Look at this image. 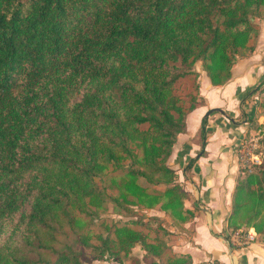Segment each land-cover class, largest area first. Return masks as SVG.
<instances>
[{
  "label": "trees",
  "instance_id": "1",
  "mask_svg": "<svg viewBox=\"0 0 264 264\" xmlns=\"http://www.w3.org/2000/svg\"><path fill=\"white\" fill-rule=\"evenodd\" d=\"M263 18L264 0H0V264L138 262L135 246L144 264H193L138 210L195 217L167 163L203 103L194 65L227 83ZM250 93L264 129V81ZM241 228L264 237V159L239 167L223 231Z\"/></svg>",
  "mask_w": 264,
  "mask_h": 264
},
{
  "label": "crops",
  "instance_id": "2",
  "mask_svg": "<svg viewBox=\"0 0 264 264\" xmlns=\"http://www.w3.org/2000/svg\"><path fill=\"white\" fill-rule=\"evenodd\" d=\"M259 34L255 50L234 64L232 77L224 85H212L205 72L196 69L203 104L187 114L186 129L178 135L167 160L189 192L190 201L197 206L191 221L168 228L171 233L167 240L174 251L189 253L193 264H209L213 260L264 264V237L256 236L254 241L242 244L236 231H223L239 173L235 149L241 138L252 132L246 120L257 111V93H246L264 81V31ZM201 73L204 87L199 80ZM202 119H206L203 154L199 134ZM191 158L195 159L194 164L186 171L184 167Z\"/></svg>",
  "mask_w": 264,
  "mask_h": 264
},
{
  "label": "rangeland",
  "instance_id": "3",
  "mask_svg": "<svg viewBox=\"0 0 264 264\" xmlns=\"http://www.w3.org/2000/svg\"><path fill=\"white\" fill-rule=\"evenodd\" d=\"M257 24H258V34H259L260 30L264 31V18H263V20L262 19L257 20ZM259 38H260V36L257 35L256 45H257V42H258ZM262 39H263V37H262ZM194 67L197 70L201 69L199 63H196L194 65ZM199 80L201 82L202 87H204L205 86V81L203 79L202 73L199 76ZM209 111H212V110L210 109ZM206 115H208V114H206ZM260 120L262 121V117L259 118V122H261ZM251 134L256 136V137H258L259 144H260V148L259 149L262 150V152L264 153V129H256V130L252 129V132L249 135H251ZM249 135H247V136H249ZM249 168H252V167H249ZM122 175H123L122 171H112L111 169H109L106 172V175L104 176V179L107 182H110L111 179H119ZM105 212H106L105 215H108L111 218L120 219V220H125L126 219L125 216H122V215H120L118 213H115V210H114L113 205L111 203L109 204L108 209ZM141 212L144 213L145 215H157V216L161 217L164 220V224H165V226L167 228H171L172 227V225L170 224V220H169L168 216L165 215L163 212L159 211L157 207H155L154 209L146 210V211L145 210H143V211L138 210V213H141ZM166 238L169 239V235ZM78 248L80 250L82 249V247H78ZM142 253L143 252L139 248V246H135L131 250V254L133 256H135L136 258H138L139 261L137 262L134 259H125L123 264H144L141 261ZM93 264H119V263L116 262L112 257L106 256L102 260L93 261Z\"/></svg>",
  "mask_w": 264,
  "mask_h": 264
},
{
  "label": "built area",
  "instance_id": "4",
  "mask_svg": "<svg viewBox=\"0 0 264 264\" xmlns=\"http://www.w3.org/2000/svg\"><path fill=\"white\" fill-rule=\"evenodd\" d=\"M259 139L254 135L244 136L236 146V158L239 167H252L259 164L264 159V153L259 149ZM238 241L248 244L254 241L256 235L252 228L245 231L239 229L235 232Z\"/></svg>",
  "mask_w": 264,
  "mask_h": 264
}]
</instances>
